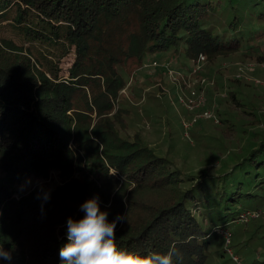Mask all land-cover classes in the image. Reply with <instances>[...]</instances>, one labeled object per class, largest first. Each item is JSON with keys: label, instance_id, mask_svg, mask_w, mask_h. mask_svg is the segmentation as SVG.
<instances>
[{"label": "trees", "instance_id": "trees-1", "mask_svg": "<svg viewBox=\"0 0 264 264\" xmlns=\"http://www.w3.org/2000/svg\"><path fill=\"white\" fill-rule=\"evenodd\" d=\"M213 13L211 2L195 0H0V29L29 44L0 38V243L13 250L11 264H62L67 218H82L80 205L93 195L109 221L125 216L115 230L120 248L145 255L175 245L182 254L177 264H209L226 247L241 256L245 242L240 232L233 242L229 227L242 212L264 206V137L250 138L244 149L237 142L221 171L194 173L157 154L139 133L122 135L117 106L146 55L182 50L187 71L200 54L214 65L232 53L249 59L228 31L235 20L214 28ZM71 48L74 60L62 79L57 61ZM226 92L245 106L238 91ZM245 112L251 121L239 126L227 115L220 119L248 141L264 113ZM49 176L52 188L15 196L24 179ZM255 219L240 224L260 231ZM220 228L228 230L227 244Z\"/></svg>", "mask_w": 264, "mask_h": 264}, {"label": "rangeland", "instance_id": "rangeland-1", "mask_svg": "<svg viewBox=\"0 0 264 264\" xmlns=\"http://www.w3.org/2000/svg\"><path fill=\"white\" fill-rule=\"evenodd\" d=\"M195 1L212 3L214 13L208 14V22L214 28L221 29V25H228L235 20L228 31L231 37L240 39L239 53L250 54L249 59L241 61L237 53H232L229 59L217 61V65H214L204 56L200 69L191 77L196 80L195 84L191 82L194 93L193 88H187L181 80L187 75L185 66L190 64L182 50L177 54L169 49L146 55L143 65L129 75L127 83L120 90L121 97L117 106L122 112V135L139 133L157 154L168 158L175 166L185 171L197 173L199 169L206 168L212 173L227 166L223 161L230 156H226L228 153L239 150L234 149L237 142L244 149L246 143L249 145L250 138L252 140L264 137V122L251 128L247 141L244 137L232 135L227 130L226 123L220 119L227 115L239 126L242 120L251 121L250 114L245 110L264 113V0ZM1 37L11 38L18 45L23 44L21 38L9 27L0 29ZM23 46L28 47L29 44ZM259 56L262 63L257 61ZM73 60L74 53L71 48L57 61L62 79H66ZM152 61H157L159 66L149 67ZM165 62L169 63L167 68L163 69L161 65ZM223 67L230 69L224 70ZM221 72L225 75L221 76ZM228 77H236L240 81L234 85L229 83ZM251 82L255 84H250ZM212 85H216L215 94L212 95L207 109L203 110L201 107L206 100L207 87ZM231 89L238 91L236 94L246 103L245 106L238 107L233 100L228 99L226 91ZM192 91L194 94H191ZM205 111H209L213 116H205ZM189 112H192V115ZM55 185L56 181L51 180L50 176L47 179L28 177L16 186L15 196L33 188H52ZM260 210L263 213L255 217L254 221L262 223L260 231L253 225L243 229L239 221L229 227L234 233L233 242L238 241L236 236L239 232V240L245 242L243 253L240 257L237 255L242 264L245 258L264 260V206ZM218 230L223 236L228 232L224 228ZM230 249L234 253L235 250ZM227 254L229 255L228 252ZM227 254L222 257L212 255L209 264H235Z\"/></svg>", "mask_w": 264, "mask_h": 264}, {"label": "clouds", "instance_id": "clouds-1", "mask_svg": "<svg viewBox=\"0 0 264 264\" xmlns=\"http://www.w3.org/2000/svg\"><path fill=\"white\" fill-rule=\"evenodd\" d=\"M115 174V173H111ZM38 198H40L38 196ZM44 193L43 199H48ZM80 210L84 213L80 219L68 217L66 221L67 242L59 250L62 264H177L182 262V254L175 245L165 252L152 251L141 255L118 247L116 227L125 221V216L117 214L111 221L108 212L100 208L98 195L86 199ZM12 251L5 250L0 243V258L11 264Z\"/></svg>", "mask_w": 264, "mask_h": 264}, {"label": "built area", "instance_id": "built-area-1", "mask_svg": "<svg viewBox=\"0 0 264 264\" xmlns=\"http://www.w3.org/2000/svg\"><path fill=\"white\" fill-rule=\"evenodd\" d=\"M203 59H204V56L202 54H200L198 56V58L193 61L192 65L188 69L187 75L182 77L181 80L183 81V84L187 88H189V89L193 88V90H194V87L192 86L191 82H194V84H195L196 80L191 78V77L200 69L199 66L201 64V60H203ZM168 63L169 62L163 63L161 65V67L163 69H166L168 66ZM158 66H159V63L157 61L156 62L152 61L149 65V67H153V68L158 67ZM169 72L171 73L172 71L169 70ZM202 81H203V79L201 80V82ZM194 93H195V90H194ZM194 93H193V91L191 92V94H194ZM185 106H189V105H185ZM204 114H205V116H213L211 113H209V111H205ZM262 213H263L262 210H260V211H254V210L245 211L239 215L238 221L241 223H244V222L249 221L251 218H255V217L259 216ZM225 241H226L225 244H227L229 242L228 232L225 233ZM226 251L229 253V256L235 262V264H242L241 259L237 255H235L229 247H226Z\"/></svg>", "mask_w": 264, "mask_h": 264}]
</instances>
